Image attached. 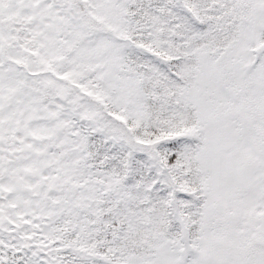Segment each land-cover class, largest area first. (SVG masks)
Here are the masks:
<instances>
[{"label":"snow or ice","instance_id":"snow-or-ice-1","mask_svg":"<svg viewBox=\"0 0 264 264\" xmlns=\"http://www.w3.org/2000/svg\"><path fill=\"white\" fill-rule=\"evenodd\" d=\"M0 264H264V0H0Z\"/></svg>","mask_w":264,"mask_h":264}]
</instances>
